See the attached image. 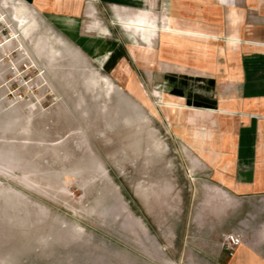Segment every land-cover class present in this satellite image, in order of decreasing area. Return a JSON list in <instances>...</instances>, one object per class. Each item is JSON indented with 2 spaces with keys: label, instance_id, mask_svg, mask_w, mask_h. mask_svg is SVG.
Here are the masks:
<instances>
[{
  "label": "crops",
  "instance_id": "obj_1",
  "mask_svg": "<svg viewBox=\"0 0 264 264\" xmlns=\"http://www.w3.org/2000/svg\"><path fill=\"white\" fill-rule=\"evenodd\" d=\"M20 1L129 94L158 89V107L179 106L163 117L178 137L175 167L165 151L142 152L171 184L141 200L143 244L158 251L146 260L264 264V0ZM236 226L247 243L230 258L220 243Z\"/></svg>",
  "mask_w": 264,
  "mask_h": 264
},
{
  "label": "rangeland",
  "instance_id": "obj_2",
  "mask_svg": "<svg viewBox=\"0 0 264 264\" xmlns=\"http://www.w3.org/2000/svg\"><path fill=\"white\" fill-rule=\"evenodd\" d=\"M27 8L0 0V264H151L143 252L157 243L143 244L141 200L171 184L142 152L165 151L175 167L178 137L163 118L174 109L158 107V89L152 100L129 94ZM230 233L247 243L241 226Z\"/></svg>",
  "mask_w": 264,
  "mask_h": 264
},
{
  "label": "built area",
  "instance_id": "obj_3",
  "mask_svg": "<svg viewBox=\"0 0 264 264\" xmlns=\"http://www.w3.org/2000/svg\"><path fill=\"white\" fill-rule=\"evenodd\" d=\"M10 62L14 66V70L18 72L19 69L16 67L14 61L10 60ZM26 68H29V65H26ZM243 243H244V238L241 234L238 233L226 234L224 237V248L230 256H234L236 250L241 245H243Z\"/></svg>",
  "mask_w": 264,
  "mask_h": 264
},
{
  "label": "bare ground",
  "instance_id": "obj_4",
  "mask_svg": "<svg viewBox=\"0 0 264 264\" xmlns=\"http://www.w3.org/2000/svg\"><path fill=\"white\" fill-rule=\"evenodd\" d=\"M15 2H16V8H21V9H24V10H27L28 8H27V5L25 4V3H23L22 1H20V0H15ZM25 15H27V14H25ZM22 21V24H21V30H23V29H25V28H27V27H31V26H36L37 25V20H36V18L35 17H32V18H30L29 20H27V19H22L21 20ZM141 22V25L143 26V27H146L148 24H147V22L146 21H144V20H141L140 21ZM50 35H51V37H52V34L51 33H49ZM102 76V75H101ZM168 107H170L171 109H175V108H178L179 106H174V105H172V104H168Z\"/></svg>",
  "mask_w": 264,
  "mask_h": 264
}]
</instances>
